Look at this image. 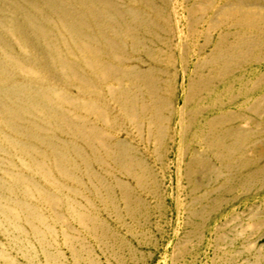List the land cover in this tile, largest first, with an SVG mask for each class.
<instances>
[{
	"label": "bare ground",
	"instance_id": "obj_1",
	"mask_svg": "<svg viewBox=\"0 0 264 264\" xmlns=\"http://www.w3.org/2000/svg\"><path fill=\"white\" fill-rule=\"evenodd\" d=\"M76 1L86 6L101 40L83 29L88 26L87 16L60 7L55 0L45 2L47 8L59 16L58 27L65 38L40 27L30 19V15L24 13V23L35 30L38 37L31 43L23 42L15 39L13 24L3 27V20L0 19L2 31L13 38L14 47L19 53L28 55L29 46L36 42L40 52L53 61V64L39 61L32 67L31 58L6 53L0 59L3 74L17 73L31 81L39 80L41 74L48 82L56 77L54 70L57 69L63 88L73 87L81 95L91 97L89 100L80 99L53 86L35 87L36 93H31L27 85L18 82L0 87V124L9 132L37 142L33 145L19 141L0 126V152L7 153L9 157L17 155L19 159L17 165L0 157V171L3 173L0 176V264H146L149 254L138 249L134 242L144 247L156 245L154 229L157 224H151V215L152 210L159 212L161 206L157 204L150 208L144 199L134 197V188L124 180L130 178L138 192H146L154 197L158 190L154 171L136 155L138 150L132 147L130 140L118 138L113 142L115 134L111 132H123L127 136L133 134L148 143L151 140L157 144L166 141L168 132L163 124L168 119V116H164L167 103L157 97L152 72L145 73L134 67L120 68L103 60L104 56L111 57L117 63L128 60L123 44L116 40L121 36L129 38L131 53L143 52L149 56L152 47L135 34L138 28L146 30L148 27L137 12L124 11L116 0ZM35 9L40 11L38 6ZM40 13L47 20L42 10ZM68 19L73 21L69 22ZM122 23L126 24L125 30L120 28ZM108 32L113 33L115 39L110 38ZM205 37L203 33L202 40L205 41ZM219 43L213 58L206 57L201 62L203 78L200 81L193 78L196 91L207 89L209 69L226 70L225 77L215 75L214 78L219 84H228L225 81L234 76L232 72L239 67L236 63L243 64L246 60V53H236L238 43L235 39ZM76 54L85 69L81 70L79 63L68 57ZM237 79L243 86L247 84L242 78ZM233 84H236V76L225 92H229ZM144 89L149 96L147 102L142 98ZM104 99L113 105L103 103ZM101 102L105 108L98 104ZM24 118L29 122L28 128L19 126L17 122ZM225 123L223 118L209 122L207 133L203 129L205 122L198 126V136L213 149L224 170L241 151L237 139L226 141L227 136L234 132L219 128L218 135L210 134V129ZM56 133L64 134L67 138L61 140ZM3 145H7L9 149L6 150L9 151ZM150 151L157 160L160 158L157 146L152 145ZM205 161V156H195L190 167L193 169ZM94 164L102 169L107 179L94 169ZM118 174L124 179L117 177ZM211 175L206 173L207 178ZM34 176L49 184L52 190L44 189ZM258 177L256 174L252 181L259 180ZM233 179H236V175L226 177L227 181ZM64 180L78 187L67 185ZM198 188L196 185L195 189ZM192 189L185 193L186 224L190 230L180 241L184 247L175 257L180 263L188 252L190 237L198 241L194 250V257L198 259V248L204 235V228L202 225L199 227L201 223L192 219L194 216L202 219L204 213L196 215L189 211V207L193 203H202L206 195L194 197ZM75 196L81 200L75 199ZM104 212L115 226L100 217V213ZM71 222L73 226H70ZM86 236L92 239L94 247L88 243ZM207 237L213 247L208 264H258L261 260L260 254L247 246L234 249V231L217 236L212 232Z\"/></svg>",
	"mask_w": 264,
	"mask_h": 264
},
{
	"label": "rangeland",
	"instance_id": "obj_2",
	"mask_svg": "<svg viewBox=\"0 0 264 264\" xmlns=\"http://www.w3.org/2000/svg\"><path fill=\"white\" fill-rule=\"evenodd\" d=\"M116 2L124 11L137 12L146 22L148 28L146 30L138 28L135 34L142 42L151 46L152 51L149 56L143 52L131 53L129 38L121 36L116 40L123 44L128 60L117 63L107 56H104L103 60L120 68L134 67L145 73L152 72L157 97L166 101L167 109L164 111V116H168L163 124L168 137L160 144L155 143L154 140L149 143L139 140L133 134L131 137L123 132H111L115 134L113 142L118 138L130 140L132 147L138 150L136 155L153 169L157 181L158 190L153 197L146 192H138L134 181L130 178L124 179L120 174L116 175L134 188L132 190L134 197L144 199L150 208L157 204L161 206L159 212L152 210L151 215V224H157V228L154 229L156 245L144 247L137 245L133 239L132 241L138 249L149 254L146 264H208L213 254V247L206 236L212 232L217 236L234 231L236 232L234 249L244 245L257 251L261 256L258 264H264V0H116ZM55 4L87 16L88 26L83 29L87 34L101 40L91 17L87 14L86 6L76 0H55ZM36 6L43 11L47 20L43 19L40 11L35 9ZM24 13L30 15V19L40 27L65 38L63 31L58 27L59 16L47 8L45 0H0V19L3 20V27H11L10 23H12L15 39L31 43V40H36L38 34L24 23ZM127 19L129 20V17ZM68 21L73 20L68 19ZM122 24L120 28L125 30L126 24ZM203 33L206 36L205 41L202 40ZM0 36L3 39L0 42V59L6 53H14L23 58H31L32 67L39 61L53 64L47 55L40 52L36 42L33 43L35 45L29 46L28 55H24L14 47L13 38L6 36L2 27H0ZM109 36L115 39L113 33H109ZM231 38L238 43L236 53H246V60L243 64L236 63L239 67L232 72L234 76L228 77L229 80L225 81L228 84H219L214 78L215 75L220 78L225 77L226 70L209 69L207 80L203 79L206 80L207 89L196 91L193 87V78L196 77L199 81L203 78L202 60L206 57L212 59L219 42H226ZM56 43L61 45L58 41ZM68 57L79 63L81 70L85 69L79 61V55H68ZM54 71L56 77L48 82H45L41 74L39 80L31 81L17 73L5 75L0 71V87L18 82L27 85L29 92L36 93L37 88L53 86L77 95L80 99L91 98L86 94L81 95L76 88H63L58 70ZM235 76L236 84L228 89L229 92H225ZM237 78H242L241 80L247 81V84L243 86ZM108 84L114 85L113 82ZM98 86L102 85L98 84ZM142 98L145 102L149 101L146 89L142 92ZM102 102L108 101L104 99ZM101 103L98 104L105 108ZM108 105L113 104L108 102ZM65 108L70 109L69 106ZM29 118L38 120L35 117ZM221 118L225 119L226 123L210 129V134L218 135L219 128L234 132L233 135L227 136L226 141L237 139L241 148L240 154L234 157L232 164L225 170L222 169L221 161L214 154L213 149L206 146L198 136V126L201 122H205L206 126L204 125L203 129L207 133L208 123ZM17 122L23 128L30 126L26 118ZM98 125L103 127L102 124ZM0 126L3 131L19 141L37 144L34 139L14 134L4 125L0 124ZM56 137L61 140L67 138L61 133H56ZM152 145L160 150L161 156L158 160L150 151ZM3 147L5 150L9 149L7 145ZM198 155L205 156L206 161L192 169L190 163ZM0 157L19 165L17 155L9 157L7 153L0 152ZM93 167L103 174L100 167L95 164ZM207 172L212 174L209 178L206 177ZM256 174L259 180L252 181ZM103 175L106 178L105 174ZM234 175L236 179L226 180L227 176ZM0 176H3L1 171ZM35 179L44 189L52 190L45 181L38 177ZM64 181L67 185L78 187L72 182ZM196 185L199 186L198 189H195ZM190 188H194L192 189L194 197L206 195L202 203H193L189 207V211L196 215L199 212L204 213L202 219L195 216L192 219L196 223H201L199 227L202 225L204 228L202 234L205 236L203 235L198 248L200 251L197 255L198 259L194 257L198 241L195 237H190L187 244L188 252L180 263L175 257L184 247L181 240L190 230L186 224L184 209L187 201L185 193ZM65 193L69 192L65 190ZM34 204L39 205L37 202ZM106 216L105 212L100 213L102 219L115 226L116 224ZM73 225L71 222L70 226ZM85 238L89 244L95 246L92 239L87 236Z\"/></svg>",
	"mask_w": 264,
	"mask_h": 264
}]
</instances>
